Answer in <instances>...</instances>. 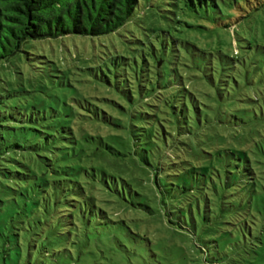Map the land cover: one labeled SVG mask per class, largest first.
<instances>
[{
  "label": "trees",
  "instance_id": "1",
  "mask_svg": "<svg viewBox=\"0 0 264 264\" xmlns=\"http://www.w3.org/2000/svg\"><path fill=\"white\" fill-rule=\"evenodd\" d=\"M164 1L179 24L171 27L181 32L197 25L179 19L180 12L220 25L239 2ZM139 6L140 0H0V60L30 39L113 33ZM161 32L159 46L148 41L138 56H115V82L103 74L120 99L49 114L19 100L0 106V191L8 190L0 206L11 211L21 256L27 241L35 242L27 252L38 251L42 262L52 252L75 259L72 250L98 246L91 238L97 229L105 232L102 246L115 247L105 237L116 230L123 247L133 232L110 214L112 205L161 221L172 209L171 232L200 227L207 236L194 238L204 264H241L235 251L264 243V85L239 78V54ZM232 121L250 126L245 134L228 135L227 128L214 135ZM40 198L45 207L36 210ZM46 238L47 245L36 242ZM75 239L84 244L68 248ZM112 260L125 262L122 251Z\"/></svg>",
  "mask_w": 264,
  "mask_h": 264
},
{
  "label": "rangeland",
  "instance_id": "2",
  "mask_svg": "<svg viewBox=\"0 0 264 264\" xmlns=\"http://www.w3.org/2000/svg\"><path fill=\"white\" fill-rule=\"evenodd\" d=\"M168 9L170 7L164 0H140L136 16L113 33L101 36L68 34L25 41L21 51L0 60V106H3V103L16 104L15 102L19 100L23 105L35 106L46 110L49 114L53 108L70 110L72 107L82 111L85 106H88L86 101L100 105L104 102L108 103L107 100L102 99H120L123 95L121 96L115 87L102 79L103 74L106 73L114 82L116 81L117 70L113 63L115 56H138L139 51L141 48L145 49L144 45L148 41H153L159 46L158 35L162 36V30L170 29L176 37H186L208 50L220 49L225 54H239V57L245 58L244 62H238L239 78H250L256 82V85H264V0H239L228 11L231 16L220 25L199 18L190 10L182 11L179 13V19L197 25L184 26V32L171 27L179 24L174 22L175 16ZM225 24L231 26H222ZM212 88L215 89V86L212 85ZM130 109H133V106H130ZM240 114L247 115V112ZM253 122L258 126L260 124L257 118ZM249 126L250 124H243L241 121H232L224 123L222 128L217 126L215 133L214 130L212 133L214 135L223 133L229 128L228 135L229 133L245 134ZM214 135L212 143L217 142ZM7 195L8 190L4 193L0 191L1 197L5 198ZM44 205L42 198L38 199L35 204L36 210L43 209ZM112 207L110 214L113 217L118 214L114 218L122 220V224L127 223L133 232L129 233L123 247H119L116 239L113 238L118 233L116 230H111L105 237L109 238L110 243H113L115 247L110 250L102 246L101 240L104 238L100 237L105 232L97 229L95 234L91 233L93 243L98 244L92 247L97 249L95 255L89 253L92 248L89 247V243H83L85 239H75V245L70 244V241L66 243L68 248L69 245L71 248H76L75 246L80 247L84 244L89 250L85 252L72 250L75 259L72 257L65 259L62 253L52 252L51 258H46L42 262L43 256L38 255V251L31 255L29 251L27 252V246L31 248L32 243L35 242L28 244L27 241H23L25 242L21 243L23 255L18 254L19 248L16 247L19 240L14 236L11 211L0 206V264H106L107 262L111 264H204L201 253L195 245V239L203 241L208 239L207 236L200 227L190 230L187 226L175 233L171 232V224L168 222L170 218L176 219L172 209L168 210L169 215L164 214L166 222L163 219L161 221L147 218L140 212L128 211L122 206L112 205ZM186 218L188 219V215ZM137 232L141 234L134 235ZM36 242L39 246L43 242L47 245L48 239ZM116 249L122 251L125 262L112 260ZM235 250L234 246L232 251ZM224 251H229V248H225ZM240 251H235V255L241 258V264H264V243L259 242L256 251L248 253ZM81 255L82 260H79ZM88 256H93L94 261L92 262Z\"/></svg>",
  "mask_w": 264,
  "mask_h": 264
}]
</instances>
